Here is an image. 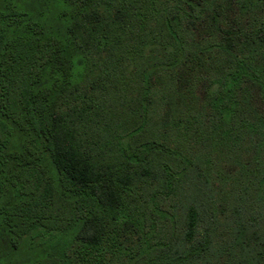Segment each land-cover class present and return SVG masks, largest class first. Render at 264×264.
<instances>
[{"label":"trees","instance_id":"obj_1","mask_svg":"<svg viewBox=\"0 0 264 264\" xmlns=\"http://www.w3.org/2000/svg\"><path fill=\"white\" fill-rule=\"evenodd\" d=\"M0 264H264V0H0Z\"/></svg>","mask_w":264,"mask_h":264}]
</instances>
